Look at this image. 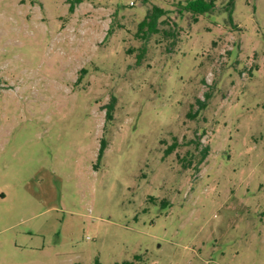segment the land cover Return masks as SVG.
Returning a JSON list of instances; mask_svg holds the SVG:
<instances>
[{
    "label": "rangeland",
    "instance_id": "1",
    "mask_svg": "<svg viewBox=\"0 0 264 264\" xmlns=\"http://www.w3.org/2000/svg\"><path fill=\"white\" fill-rule=\"evenodd\" d=\"M197 1L0 0V264H264V0Z\"/></svg>",
    "mask_w": 264,
    "mask_h": 264
},
{
    "label": "trees",
    "instance_id": "2",
    "mask_svg": "<svg viewBox=\"0 0 264 264\" xmlns=\"http://www.w3.org/2000/svg\"><path fill=\"white\" fill-rule=\"evenodd\" d=\"M231 1H232L231 12H233L234 0H231ZM75 2L80 3L81 0H75ZM213 7H214L213 0H211L209 3L205 2L204 0H198L196 3L192 2L188 7H186V9L196 14L202 15L210 11L211 8ZM162 13L163 12L157 8L154 10V12H152V14L147 15V17L139 24L138 35L143 34V39H146L150 35L158 33L159 32L158 20L160 16L162 15ZM195 19L197 21V18ZM111 32L112 30L110 29L107 35H110ZM145 53H146V49L143 47L142 50H140V54L138 55L139 62L144 58ZM86 72H87L86 69H82L81 71L82 74H85ZM81 79H82V76L79 77L78 81H81ZM201 107H202L201 109H203V107H205V104L202 103ZM106 108H107L106 119H107V122H110L113 120V113L115 110V99H113ZM107 146H108L107 141L103 139L101 141V147H100L99 156H98L99 159L103 157ZM175 147H176V144H174L170 148V150L167 151V153H169L170 151H173ZM209 153H210V147H206L203 149L201 163L208 157ZM184 160H186V162L188 161L189 164L191 163L190 157L184 158ZM141 259H142L141 256H135L133 261H125L122 264H139ZM95 264H101V263L97 260Z\"/></svg>",
    "mask_w": 264,
    "mask_h": 264
}]
</instances>
